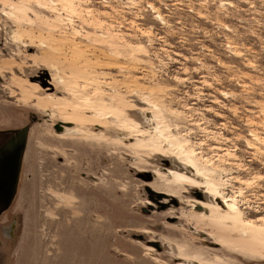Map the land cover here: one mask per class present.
Segmentation results:
<instances>
[{"label": "rangeland", "instance_id": "1", "mask_svg": "<svg viewBox=\"0 0 264 264\" xmlns=\"http://www.w3.org/2000/svg\"><path fill=\"white\" fill-rule=\"evenodd\" d=\"M18 108L43 120L0 264H264V0H0V128ZM144 171L180 207L151 211ZM226 203L254 252L198 219Z\"/></svg>", "mask_w": 264, "mask_h": 264}, {"label": "flooded vegetation", "instance_id": "2", "mask_svg": "<svg viewBox=\"0 0 264 264\" xmlns=\"http://www.w3.org/2000/svg\"><path fill=\"white\" fill-rule=\"evenodd\" d=\"M34 80L37 84H39L41 87H43L46 91H53V86L50 83V80L48 76L45 73H39L38 76L34 77ZM19 111V117L23 120V123L21 126H18L17 124H13L8 126L7 128H0V254H3L1 248L5 246V244H10L15 239V234L18 229V222L15 216L12 215L13 212V205L16 201V198L19 195H22V193L25 191L24 181L26 180V177L28 174H31L32 171V165H31V159H32V150L30 148V139H32V129L34 125L40 121L41 119L39 113H34L29 110L18 108L16 109ZM64 124V122H61ZM29 128L28 132V141L25 148V152L22 159L21 169H20V176L18 181V187L16 191V196L12 202H10V189L8 184L11 183V179L15 177L17 174V171L12 172L10 169L5 171L6 163L4 161V158L6 156V152L4 151L5 146L10 142V140L14 137H16L20 132L25 129ZM53 130L59 131L64 135L66 134V130L68 127L65 125H61L60 123L53 125ZM101 126H95L96 131H102ZM4 156V157H3ZM161 165H163L164 170H168L169 167H172L171 163L169 161H162ZM138 178L141 179L144 182V188L147 193L148 201H150L149 209L151 211H167L171 207H180V203L178 200L173 199L175 198L172 194L165 193L164 191L156 190L152 187V184L156 180L157 172H147L144 171L142 173L137 174ZM82 178H91L95 179L94 177H90L88 175H82ZM28 190V188H27ZM166 195L169 196V199L164 197H159V195ZM192 195L198 199V202H195V204H199L202 201V198L204 201H206V198L198 192H193ZM197 204V205H198ZM196 205V206H197ZM144 212H150L147 209H143ZM175 220V219H174ZM178 222V221H176ZM175 221H172V223H176ZM145 238L143 237V240ZM145 241V240H144ZM150 243H156V241H148V244ZM157 250V249H156ZM162 252V247L160 249ZM0 260H2V256H0Z\"/></svg>", "mask_w": 264, "mask_h": 264}, {"label": "bare ground", "instance_id": "3", "mask_svg": "<svg viewBox=\"0 0 264 264\" xmlns=\"http://www.w3.org/2000/svg\"><path fill=\"white\" fill-rule=\"evenodd\" d=\"M17 82H18L17 84L20 83L19 81H17ZM22 95L24 96V99L28 98V96H29V94L24 93V92L22 93ZM44 104H46L44 102V100H41L39 102L40 106L46 107V106H44ZM50 106H52V105H50ZM66 119L68 120L67 122H69V123L79 122L78 121L79 118H78V116H76V114H71ZM116 124H117V127L120 128L121 130H124L126 127L125 123L121 122L120 120H117ZM171 177L173 178V180L176 181L177 184H180V182L187 180V179H185V177H184V179H183V177H180L178 175V173L172 174ZM225 207H226V210L221 211V209L219 210V209H215L213 207L212 208L208 207L207 205L206 206L201 205V208L204 209L205 213H202L201 216L199 215L200 217H198V216L197 217L200 220L204 219V221L206 222V223L205 222L204 223L207 224L206 225L207 229L210 230V232L212 233L211 235H212V238L215 240V242H218L219 244L224 245L225 247L230 248V249L234 250L235 252L237 251L239 253H243L244 247L247 248V250H245V251H248L251 253H252V251L254 252V248L257 249V247L252 246V242L254 239H256L257 233H256L255 229L257 230V228L256 227L254 228V227H252V225L247 224L246 222H243L241 220V216H243V215L238 210L237 207L229 206V205H227V203L225 204ZM228 207H230V208H228ZM201 222H203V221H201ZM222 223H231L235 227H237L239 232L241 233L240 237L233 235V234H229V236H224V234H222V231H221V225H223ZM199 224H201V223H199ZM207 229H205V230H207ZM231 233H233V232H231ZM259 237H260V235H259ZM256 240L258 241V242H256V244H257V243L261 242V240H263V238L260 237ZM259 246H260L259 249H261L262 245L259 244Z\"/></svg>", "mask_w": 264, "mask_h": 264}, {"label": "water", "instance_id": "4", "mask_svg": "<svg viewBox=\"0 0 264 264\" xmlns=\"http://www.w3.org/2000/svg\"><path fill=\"white\" fill-rule=\"evenodd\" d=\"M31 82L36 83L34 80H31ZM61 125H65L68 128H74L75 125L72 123H65ZM28 132H29V128H25L23 129L20 134H18L16 137L12 138L10 140V142H8V144L5 146L4 151L6 152V156L4 158V161L6 163V168L5 171L10 169L12 172L17 171V174L15 175V177L13 179H11V183L8 184L9 189H10V202H12L16 196V191H17V187H18V181H19V176H20V169H21V164H22V159H23V155L25 152V148L27 145V141H28ZM58 134H62L61 132L57 131ZM4 157V156H3ZM159 197H164L169 199V196L166 195H159ZM175 199V198H173ZM202 201H204V199L202 198ZM197 210L199 212H204L203 208H201V206H199L197 208ZM175 222L177 221V219L174 220ZM140 240H143V237H139ZM149 246L157 249L159 252L161 251V247L162 245L160 243H150Z\"/></svg>", "mask_w": 264, "mask_h": 264}]
</instances>
